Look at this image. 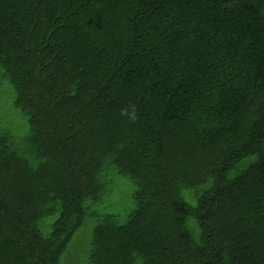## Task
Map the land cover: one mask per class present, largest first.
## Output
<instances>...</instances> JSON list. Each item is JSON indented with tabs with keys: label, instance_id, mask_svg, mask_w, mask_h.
I'll return each instance as SVG.
<instances>
[{
	"label": "trees",
	"instance_id": "obj_1",
	"mask_svg": "<svg viewBox=\"0 0 264 264\" xmlns=\"http://www.w3.org/2000/svg\"><path fill=\"white\" fill-rule=\"evenodd\" d=\"M0 97V264H264V0H0Z\"/></svg>",
	"mask_w": 264,
	"mask_h": 264
},
{
	"label": "rangeland",
	"instance_id": "obj_2",
	"mask_svg": "<svg viewBox=\"0 0 264 264\" xmlns=\"http://www.w3.org/2000/svg\"><path fill=\"white\" fill-rule=\"evenodd\" d=\"M1 98L2 108L8 105L6 101H4L3 97ZM9 111H7L8 113ZM10 124L12 128H16L20 125V117L14 113L10 114ZM115 186L109 191L107 197L104 199V208L103 212L111 213L123 218L126 214L132 209V193L133 186L126 178H120L114 181ZM47 234V231H45ZM92 237V230L89 224L82 227L78 233L76 234V239L71 247L69 252V260L66 261V264H86L85 254L88 250L89 243ZM82 255V256H80ZM63 259V258H62Z\"/></svg>",
	"mask_w": 264,
	"mask_h": 264
}]
</instances>
